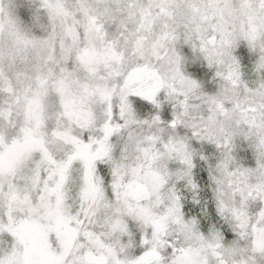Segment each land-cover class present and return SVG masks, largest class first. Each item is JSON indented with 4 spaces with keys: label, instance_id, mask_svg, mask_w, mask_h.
I'll list each match as a JSON object with an SVG mask.
<instances>
[{
    "label": "clouds",
    "instance_id": "clouds-1",
    "mask_svg": "<svg viewBox=\"0 0 264 264\" xmlns=\"http://www.w3.org/2000/svg\"><path fill=\"white\" fill-rule=\"evenodd\" d=\"M0 264H264V0H0Z\"/></svg>",
    "mask_w": 264,
    "mask_h": 264
}]
</instances>
